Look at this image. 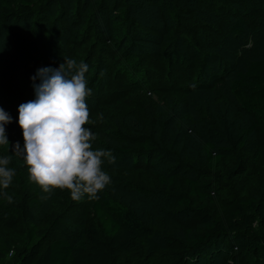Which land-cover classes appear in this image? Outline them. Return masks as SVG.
Returning a JSON list of instances; mask_svg holds the SVG:
<instances>
[{"label": "rangeland", "instance_id": "374dc122", "mask_svg": "<svg viewBox=\"0 0 264 264\" xmlns=\"http://www.w3.org/2000/svg\"><path fill=\"white\" fill-rule=\"evenodd\" d=\"M21 1L28 2L29 12L20 10ZM4 10L9 14L0 16V107L12 122L5 125L9 145H0V151L14 152L17 142L24 146L18 108L36 98L31 77L37 70L58 68L64 58L82 60L89 68L87 127L96 136L93 149L110 150L116 158L114 164L103 165L111 183L96 200L119 201L134 211L155 232L163 252L187 251V264H264V219L242 207L250 219V232L228 230L232 220L239 223L231 214L243 201L253 198L264 208V157L257 155L258 131L239 152L220 143L215 148L221 157L216 169L207 168L203 149L206 127L220 129L221 118L241 128L254 122L234 100L229 85L251 61L264 60V0H0V13ZM245 15L250 17L247 26L237 36L233 24ZM155 67H161L159 74L146 85L143 73ZM142 143L151 146L154 155L137 153ZM159 154L163 157L155 162ZM237 159L243 162L239 176L232 174ZM154 173H174L176 178L172 185H162ZM200 173L220 184L222 191L213 189L204 206L217 215L222 234L196 250L189 239L203 235L204 229L192 224L186 239V214L175 216L181 211L175 203L187 198L190 209L200 206L185 184L187 177ZM35 187L44 214L63 211L55 190L46 194ZM0 191L12 196L8 203L0 195V214H11L17 198L14 178L8 189ZM90 204L71 215L95 223L87 213ZM28 227L25 221L16 231L0 225V250H8L0 264H19L16 255ZM56 237L55 231L49 232V241ZM243 237L255 240L257 251L227 259L237 246L235 240ZM144 254L121 264L170 263L164 256L152 260Z\"/></svg>", "mask_w": 264, "mask_h": 264}, {"label": "trees", "instance_id": "16d2710c", "mask_svg": "<svg viewBox=\"0 0 264 264\" xmlns=\"http://www.w3.org/2000/svg\"><path fill=\"white\" fill-rule=\"evenodd\" d=\"M93 5H98V3L95 2ZM202 6L204 7L203 4ZM20 7L21 11L29 12L27 1H21ZM8 14L9 11L4 10L0 16ZM167 14L174 17L172 11H168ZM247 18L250 17L245 15L235 20L232 27L233 34L240 36L244 33ZM43 21L47 22L48 20L44 19ZM157 69L158 72H154ZM160 69L161 67H155L154 70L146 68L143 73L146 85L152 81L153 74H159ZM229 91L239 107L253 117L254 122L247 128H241L232 121L221 118L220 129L213 126L206 127L208 141L204 144L203 149L209 170L216 169L219 160H221V157L215 154V148L220 143H227L229 150L242 151L255 130L258 131L257 140L260 147L257 155L264 157V60H253L243 71L237 72L230 82ZM137 151V153H144L148 157L155 153L153 148L145 143L139 145ZM119 153L126 154L122 151ZM4 155L13 157L9 167L16 170L14 189L17 198L13 201L11 214L8 211H3L0 214V225L9 231L18 230L21 221L27 222L29 226L26 239L23 241V248L16 255L19 264H121L126 260L132 262L137 255L144 254L143 251L145 258L154 260L159 256H164L170 260L169 264H187V251L163 252L155 241L157 237L155 232L144 225L134 211L119 201L91 200L85 196L77 202L71 200L68 191L55 190V200L61 205L63 211L58 215L44 214L38 201V190L33 183L29 182L22 158L17 157L14 152L9 150L0 151V156ZM162 157L161 154L155 155V162L161 160ZM242 172L243 162L237 159L232 168V174L239 176ZM154 176L160 184L167 186L172 185L176 178L174 173L168 175L154 173ZM201 180L204 181L202 185H200ZM185 184L189 189V195L197 198L201 204L197 209L192 210L189 208L188 199L182 198L175 203L177 208H181V211H177L175 216L186 214L183 226L186 239L191 232L192 224L200 225L204 229L203 235L189 239L194 246L192 248L197 250L208 239L222 234L217 215L209 214L204 206L206 199H212L213 189L216 188L218 192L222 190L220 184L208 181V174L200 173L197 178L187 177ZM89 202L91 204L87 213L91 214L96 222L76 220L71 215V211L80 209ZM242 207L254 210L264 219L262 205L253 198H248L233 209L231 216H238L239 223L232 220L228 228L231 232L240 229L250 232V219ZM50 231H55L58 237L49 241ZM235 242L237 246L227 257L229 260L235 256L252 253L259 248V244L251 237H243ZM261 253L264 260V248ZM7 254L8 250H0V261ZM149 264L152 263L149 262Z\"/></svg>", "mask_w": 264, "mask_h": 264}, {"label": "clouds", "instance_id": "9594fccd", "mask_svg": "<svg viewBox=\"0 0 264 264\" xmlns=\"http://www.w3.org/2000/svg\"><path fill=\"white\" fill-rule=\"evenodd\" d=\"M88 71L84 61L74 58H64L58 68L37 70L31 77L36 98L18 108L24 146L19 142L14 146L29 182L46 194L66 190L77 202L85 196L99 199L98 193L111 183L103 165L116 162L110 150L93 149L96 136L87 127L91 122ZM11 122L12 117L0 107V145H9L5 125ZM12 159V155L0 156V190L8 189L16 175L9 167ZM0 195L12 203L7 192L0 191Z\"/></svg>", "mask_w": 264, "mask_h": 264}]
</instances>
